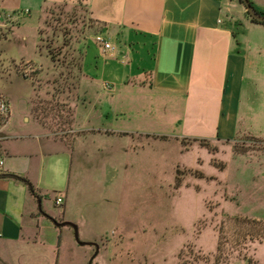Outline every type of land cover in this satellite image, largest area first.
<instances>
[{"label":"rangeland","instance_id":"obj_1","mask_svg":"<svg viewBox=\"0 0 264 264\" xmlns=\"http://www.w3.org/2000/svg\"><path fill=\"white\" fill-rule=\"evenodd\" d=\"M3 19L0 101L10 104L11 121L27 141L36 142L40 124L55 133L48 138L65 155L61 173L37 184L38 203L54 222H65L63 186L72 168L76 222L66 221L78 225L81 241L99 245L92 264H264L263 237L238 240L244 220L264 221V159L249 174L247 167L235 171L238 156L264 150V142L182 144L171 136L173 112L148 87L85 89L81 52L86 57L85 44L98 33L83 4L33 11L23 24ZM50 47L60 50L56 62ZM252 170L257 178L245 191L238 181ZM56 228L62 264H85V256L89 264L96 247L79 245L71 226Z\"/></svg>","mask_w":264,"mask_h":264},{"label":"crops","instance_id":"obj_2","mask_svg":"<svg viewBox=\"0 0 264 264\" xmlns=\"http://www.w3.org/2000/svg\"><path fill=\"white\" fill-rule=\"evenodd\" d=\"M249 1L264 14V0ZM76 4L107 24L104 35L116 47L105 53L95 35L88 38L85 89L148 87L165 101V111L173 112L171 136L182 144L198 143L195 138L218 144L264 142V24L253 21L244 0H0V20L8 16L23 24L33 11L41 16L48 8ZM75 121L79 129L81 118ZM40 125L36 142L19 134L23 130L11 116L0 127L4 173L25 177L35 188L61 173L65 156L48 138L55 133ZM18 138L22 142L13 145L11 140ZM263 159L262 149L241 153L235 171L247 167L249 174ZM253 171L246 182L238 181L245 191L257 178ZM72 179L70 168L62 219L76 222L69 203ZM56 227L25 182L0 177V264H62L63 234ZM84 260L87 264L88 257Z\"/></svg>","mask_w":264,"mask_h":264},{"label":"trees","instance_id":"obj_3","mask_svg":"<svg viewBox=\"0 0 264 264\" xmlns=\"http://www.w3.org/2000/svg\"><path fill=\"white\" fill-rule=\"evenodd\" d=\"M242 1V0H241ZM86 9V8H85ZM264 15V14H262ZM90 19L92 20V23L93 25L91 26L90 30L91 31H95L97 33H102L104 31L107 30V24L103 23V22H100V21H97V20H94L90 17ZM253 21L255 22H258V23H263V21H260L258 19H256L255 17H252ZM86 46V44H85ZM60 52V50H59ZM58 52V53H59ZM58 53L54 52L51 47L48 48V56L50 57V59L54 62H56L57 60V55H59ZM57 54V55H56ZM84 60H85V50H82L81 52V61H82V71H83V64H84ZM84 72V71H83ZM4 119V118H3ZM5 121V120H4ZM6 122V121H5ZM193 141H196L198 142L199 144L201 145H204V146H209V142H207V140H204V139H198V138H195L193 139ZM184 144H186V142L184 141ZM11 177H15L23 182H25L32 194L38 199V201L40 202L41 200V196L37 193L36 191V188L34 187V185L25 177H22V176H17V175H13L11 174ZM40 210L42 213H45L41 207V204H40ZM241 221V220H240ZM245 221V225H246V228L247 230L240 236V238H238V240H241V242H244L245 241V237L247 236H250L252 238H264V221H257V220H244ZM242 220V222H244ZM244 240V241H243ZM219 250H221L220 248H218Z\"/></svg>","mask_w":264,"mask_h":264},{"label":"built area","instance_id":"obj_4","mask_svg":"<svg viewBox=\"0 0 264 264\" xmlns=\"http://www.w3.org/2000/svg\"><path fill=\"white\" fill-rule=\"evenodd\" d=\"M94 40L96 43L102 48V50L105 53H112L116 50L115 45L111 40H109L104 34L99 33L94 36ZM0 113L4 116L6 123L10 119V104L6 100H1L0 101ZM5 171V160L3 157L0 156V173H4ZM62 198L58 197L56 200L57 204L62 203Z\"/></svg>","mask_w":264,"mask_h":264},{"label":"water","instance_id":"obj_5","mask_svg":"<svg viewBox=\"0 0 264 264\" xmlns=\"http://www.w3.org/2000/svg\"><path fill=\"white\" fill-rule=\"evenodd\" d=\"M246 5H247V8H248V11L251 13V15L253 17H255L256 19L260 20V21H263L264 22V15L256 12V10L253 8L252 4L250 3L249 0H244ZM8 176H11V174H6V173H0V177H8ZM55 224L57 226H71L73 227L74 231H75V237L77 239V241L79 242L80 245H93L96 247V253L95 255L91 258L89 264H92L94 258L96 257V255L99 253V245L95 242H86V241H81L80 238H79V227L77 224L73 223V222H70V221H65V222H57L55 221Z\"/></svg>","mask_w":264,"mask_h":264}]
</instances>
